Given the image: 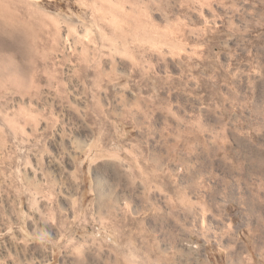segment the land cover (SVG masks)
Here are the masks:
<instances>
[{
  "label": "rangeland",
  "instance_id": "374dc122",
  "mask_svg": "<svg viewBox=\"0 0 264 264\" xmlns=\"http://www.w3.org/2000/svg\"><path fill=\"white\" fill-rule=\"evenodd\" d=\"M262 51L264 0H0V264H264Z\"/></svg>",
  "mask_w": 264,
  "mask_h": 264
},
{
  "label": "bare ground",
  "instance_id": "6f19581e",
  "mask_svg": "<svg viewBox=\"0 0 264 264\" xmlns=\"http://www.w3.org/2000/svg\"><path fill=\"white\" fill-rule=\"evenodd\" d=\"M263 53H264V51H262ZM261 52V53H262ZM262 53V54H263ZM261 54V55H262ZM260 55V56H261ZM257 58V57H256ZM262 60V59H261ZM263 61V60H262ZM261 61V62H262ZM260 63V62H259ZM260 67L262 68L263 67V65L260 63ZM259 66V65H258ZM263 70H264V68H263ZM260 108V107H259ZM259 110V109H258ZM263 110V109H262ZM261 110V111H262ZM213 119V118H212ZM241 147V146H240ZM217 148V147H216ZM211 152V151H210ZM213 152H215V150H213ZM180 153V152H179ZM252 155V154H251ZM197 157V156H196ZM249 165H250V167H251V172H253V173H256V174H260V175H264V154H258L257 152L255 153V155L254 156H252L250 159H249ZM244 167V166H243ZM239 171V170H238ZM144 172V171H143ZM142 172V173H143ZM239 173V172H238ZM153 175V174H152ZM231 184V183H230ZM230 188V187H229ZM236 188V187H235ZM231 189V188H230ZM232 190V189H231ZM261 191V190H260ZM255 199V198H254ZM251 202H253V201H251ZM260 205V204H259ZM252 206V205H251ZM262 207V206H261ZM260 207V208H261ZM252 209H254V208H258V205H254V207H251ZM250 211V210H249ZM255 211H256V209H255ZM254 211V212H255ZM251 212H252V210H251ZM254 212H253V214H254ZM259 212V211H258ZM264 212V211H263ZM262 215H264V214H262ZM259 231H261V233L263 234V239H264V228H259Z\"/></svg>",
  "mask_w": 264,
  "mask_h": 264
}]
</instances>
